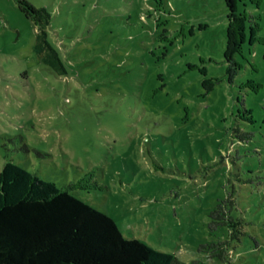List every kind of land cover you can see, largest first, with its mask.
I'll list each match as a JSON object with an SVG mask.
<instances>
[{
	"label": "rangeland",
	"instance_id": "1",
	"mask_svg": "<svg viewBox=\"0 0 264 264\" xmlns=\"http://www.w3.org/2000/svg\"><path fill=\"white\" fill-rule=\"evenodd\" d=\"M29 1L51 12L65 70L34 50L20 1L0 0V171L80 184L126 237L181 260L264 264V0L241 3L235 55L226 0ZM222 199L234 239L209 228ZM225 239L227 260L199 250Z\"/></svg>",
	"mask_w": 264,
	"mask_h": 264
},
{
	"label": "trees",
	"instance_id": "2",
	"mask_svg": "<svg viewBox=\"0 0 264 264\" xmlns=\"http://www.w3.org/2000/svg\"><path fill=\"white\" fill-rule=\"evenodd\" d=\"M19 1L26 16L38 25L34 50L63 74L64 63L48 38L51 12L29 0ZM226 1L230 8L227 51L235 55L246 41L249 15L239 7L247 0ZM250 1L257 6L262 3ZM234 11L241 16L240 25L232 20ZM79 186L59 187L7 162L0 171V264H202L200 259L184 261L140 238L126 237L113 217L70 191ZM233 205L230 199L217 203L210 213L211 231L227 225L231 239L239 236L240 220L232 215ZM231 239L203 243L199 250L227 260Z\"/></svg>",
	"mask_w": 264,
	"mask_h": 264
}]
</instances>
